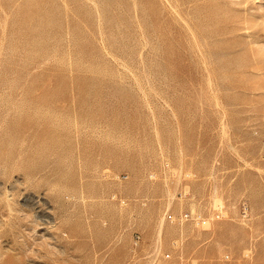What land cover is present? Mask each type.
Masks as SVG:
<instances>
[{"label":"rangeland","instance_id":"1","mask_svg":"<svg viewBox=\"0 0 264 264\" xmlns=\"http://www.w3.org/2000/svg\"><path fill=\"white\" fill-rule=\"evenodd\" d=\"M226 254L264 264V0H0V264Z\"/></svg>","mask_w":264,"mask_h":264},{"label":"built area","instance_id":"2","mask_svg":"<svg viewBox=\"0 0 264 264\" xmlns=\"http://www.w3.org/2000/svg\"><path fill=\"white\" fill-rule=\"evenodd\" d=\"M121 203L123 204V202ZM241 207L243 208V212L245 214L246 205L242 203ZM165 219L166 221L170 223L180 224L182 222H190L194 224L195 226H202V227L208 224L207 218H202L199 215H191L189 213H183L177 216L168 213L165 215ZM139 240H140L139 234H134L133 235V245L136 246ZM151 255L154 256V258L156 259L158 257V249L154 248ZM163 259H169V254H165L163 256ZM229 263H230V257L228 254L222 256L221 259L219 260V264H229Z\"/></svg>","mask_w":264,"mask_h":264},{"label":"bare ground","instance_id":"3","mask_svg":"<svg viewBox=\"0 0 264 264\" xmlns=\"http://www.w3.org/2000/svg\"><path fill=\"white\" fill-rule=\"evenodd\" d=\"M8 196V195H7Z\"/></svg>","mask_w":264,"mask_h":264}]
</instances>
